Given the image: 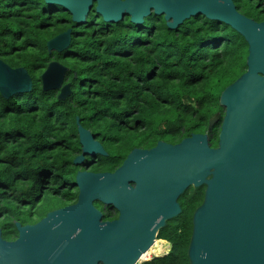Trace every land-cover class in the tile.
Returning <instances> with one entry per match:
<instances>
[{
	"label": "trees",
	"instance_id": "16d2710c",
	"mask_svg": "<svg viewBox=\"0 0 264 264\" xmlns=\"http://www.w3.org/2000/svg\"><path fill=\"white\" fill-rule=\"evenodd\" d=\"M233 3L240 14L264 21V0ZM68 29L69 46L48 53L47 41ZM247 49L231 27L201 15L170 30L153 13L139 25L128 16L106 23L93 6L77 24L44 0H0V60L24 68L32 83L29 92L0 95L2 209L14 207V198L31 214L24 212V219L35 222L74 204L78 171L113 172L134 148L150 149L159 141L174 145L198 133L216 147L223 116L219 97L246 71ZM54 61L66 69L63 85L70 92L63 100L58 91L42 90L40 76ZM216 113L219 119L208 130ZM77 122L106 156H87L73 165L81 153ZM204 190L189 187L179 197L181 213L156 237L170 245L169 252L141 264H190L191 218Z\"/></svg>",
	"mask_w": 264,
	"mask_h": 264
},
{
	"label": "water",
	"instance_id": "95a60500",
	"mask_svg": "<svg viewBox=\"0 0 264 264\" xmlns=\"http://www.w3.org/2000/svg\"><path fill=\"white\" fill-rule=\"evenodd\" d=\"M62 7L82 24L94 6L106 23L125 16L139 25L153 13L170 30L201 15L240 34L247 44L246 71L220 94L223 116L217 146L208 135L192 134L177 144L159 141L151 149H132L113 172L78 171L74 204L48 212L32 226L16 224L18 238H0V264H137L140 257L169 246L154 244L166 222L177 217L178 198L189 188L205 187L194 210L187 248L190 264H264V21L240 14L233 0H44ZM71 30L46 43L48 53L70 44ZM66 69L50 62L40 76L43 91L69 95ZM0 78L8 99L31 90L24 68L0 60ZM219 119L216 113L208 130ZM81 153L106 156L92 134L77 122ZM94 202L112 207L117 218L102 221ZM156 258V257H155Z\"/></svg>",
	"mask_w": 264,
	"mask_h": 264
},
{
	"label": "flooded vegetation",
	"instance_id": "af4514ba",
	"mask_svg": "<svg viewBox=\"0 0 264 264\" xmlns=\"http://www.w3.org/2000/svg\"><path fill=\"white\" fill-rule=\"evenodd\" d=\"M177 202H178V200H177ZM11 203H14L15 207H10L8 210H3L2 209V203L0 202V238L3 241H7V242H13L18 238V231L16 228L17 223H19L20 226H22V227L23 226H32V225H35L36 223H38L43 218L42 217L35 222H30V220L29 221L25 220L23 217L24 212H26V214H28V215H31L29 212L26 211L27 208L26 207L20 208L17 205V201L14 198L11 200ZM179 206H180V204H179ZM22 210H23V212H20ZM54 210H56V209H54ZM98 210L102 214V221H112V220H115L117 218V212H115L113 209H108V208L104 207V208L98 209ZM51 211H53V210H51ZM51 211H48V212H51ZM48 212H46V214ZM7 235H8V237H7ZM155 242L164 243L163 241H159L156 239H155ZM157 256H159V255H157Z\"/></svg>",
	"mask_w": 264,
	"mask_h": 264
},
{
	"label": "rangeland",
	"instance_id": "374dc122",
	"mask_svg": "<svg viewBox=\"0 0 264 264\" xmlns=\"http://www.w3.org/2000/svg\"><path fill=\"white\" fill-rule=\"evenodd\" d=\"M72 189H73L74 192L77 191L76 186L73 187ZM37 197H40V194H38ZM74 199H75V198H74ZM40 202L43 203V200H40ZM12 205L14 206V204H12ZM14 207H15V206H14ZM19 207L21 208V207H24V206H19ZM97 208H98V209H102V208H104V206H103L102 204H100V203H97ZM108 208H109V209H112V207H108ZM113 210H114V209H113ZM43 211H44L43 206H41L40 208H38V212H43ZM20 212H23V210L20 211ZM23 214H24V213H23ZM156 240H158V239H156ZM160 241H163V240H160ZM163 245H167V246H169V247H168V249H163L162 254H159V256H157V257H163V256H166L167 253L169 252L170 245H169L168 243H166V242H164ZM155 257H156V256H154L153 253H152V254L150 255L149 259H146V261H149L150 259L155 258ZM157 257H156V258H157ZM146 261H142V262H140V263H138V264L144 263V262H146Z\"/></svg>",
	"mask_w": 264,
	"mask_h": 264
},
{
	"label": "bare ground",
	"instance_id": "6f19581e",
	"mask_svg": "<svg viewBox=\"0 0 264 264\" xmlns=\"http://www.w3.org/2000/svg\"><path fill=\"white\" fill-rule=\"evenodd\" d=\"M153 243H154V244H157V243H159V242H155V240H154ZM160 244H164V243H160ZM162 252H163V250L160 251V252H158V253H153V255H154V256H157V255H159V254H162ZM151 254H152V253H148V254H145V255H143L142 257H140L139 260H138V262H137V264L140 263V262H142V261H145L146 259H149V257H150Z\"/></svg>",
	"mask_w": 264,
	"mask_h": 264
},
{
	"label": "snow or ice",
	"instance_id": "6c2138e0",
	"mask_svg": "<svg viewBox=\"0 0 264 264\" xmlns=\"http://www.w3.org/2000/svg\"><path fill=\"white\" fill-rule=\"evenodd\" d=\"M5 87V83L2 78H0V89H3Z\"/></svg>",
	"mask_w": 264,
	"mask_h": 264
},
{
	"label": "clouds",
	"instance_id": "9594fccd",
	"mask_svg": "<svg viewBox=\"0 0 264 264\" xmlns=\"http://www.w3.org/2000/svg\"><path fill=\"white\" fill-rule=\"evenodd\" d=\"M165 242V241H164Z\"/></svg>",
	"mask_w": 264,
	"mask_h": 264
}]
</instances>
